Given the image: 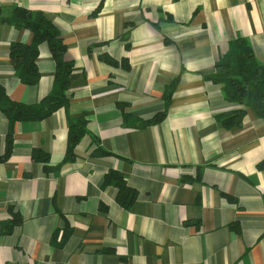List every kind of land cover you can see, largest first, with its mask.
Returning <instances> with one entry per match:
<instances>
[{"label": "crops", "instance_id": "1", "mask_svg": "<svg viewBox=\"0 0 264 264\" xmlns=\"http://www.w3.org/2000/svg\"><path fill=\"white\" fill-rule=\"evenodd\" d=\"M14 6L50 18L79 71L69 106L17 122L11 154L0 160V264H264V119L249 110L242 125L225 128L217 115L239 106L206 77L238 36L264 63V0H0ZM32 39L0 24V84L27 104L51 91L56 67L43 43L39 83H21L9 48ZM104 53L129 68L101 60ZM175 79L162 122L125 125V114L162 111ZM79 117L88 133L63 163L68 119ZM8 126L0 111V158ZM34 149L60 168L47 171ZM110 170L137 191L131 208L104 185ZM15 214L21 224L4 233Z\"/></svg>", "mask_w": 264, "mask_h": 264}, {"label": "trees", "instance_id": "2", "mask_svg": "<svg viewBox=\"0 0 264 264\" xmlns=\"http://www.w3.org/2000/svg\"><path fill=\"white\" fill-rule=\"evenodd\" d=\"M1 23L10 24L17 29H28L33 34L30 43L13 42L9 48V56L14 64L15 76L21 83L28 86L39 83L41 72L37 60L41 44L46 43L48 45L56 64L52 89L37 103L27 104L13 100L5 86L0 84V111L7 117L9 124L6 136V152L0 158V160H5L12 151L14 127L17 122L41 121L56 111L69 106L70 84L77 75L79 68L76 62L68 57V48L61 30L42 11L30 10L23 6H14L10 9L0 7ZM100 59L113 66L121 65L126 69L130 66L127 59L117 60L108 53L101 54ZM206 77L222 87L226 101L239 106L231 112L217 115V120L225 128L230 129L242 125L249 110L258 118L264 119V63L259 61L251 42L247 38L238 36L231 40L227 52L217 59L215 71ZM178 82L179 80L175 79L165 88L162 111L148 119L133 118L125 114V125L143 128L162 122L167 116ZM87 133L88 122L85 118L68 119V144L63 163L74 161L76 148ZM33 160L44 163L47 171L60 168V165L50 168L48 166L49 154L40 149H34ZM106 184H113L118 189L117 201L123 207L131 208L137 198V191L128 185L120 172L108 171L104 179V185ZM229 199L232 198L229 197ZM9 210L12 212V207ZM21 222L22 219L15 214L13 221L4 226L3 232L10 233L14 226L21 224ZM67 238L68 234L65 233L60 245H64Z\"/></svg>", "mask_w": 264, "mask_h": 264}]
</instances>
